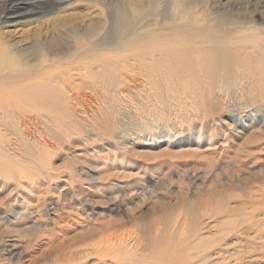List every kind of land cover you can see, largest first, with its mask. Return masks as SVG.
<instances>
[{"label": "rangeland", "instance_id": "374dc122", "mask_svg": "<svg viewBox=\"0 0 264 264\" xmlns=\"http://www.w3.org/2000/svg\"><path fill=\"white\" fill-rule=\"evenodd\" d=\"M106 1L102 3L107 6ZM258 1L261 0H234L219 9L221 0H184V9L178 4L167 9L173 18L180 17L179 11L184 10V31L194 24L208 31L212 27L215 34L226 32L221 39L222 50L217 53L224 62L231 59L236 67L227 70L220 66L213 78L216 81L209 79L210 87L204 76L205 80L199 76V83L192 81L197 91H203L198 93L205 99L204 103L202 97L195 95L194 84L191 86L190 80L185 79L180 83L187 92L178 96H174L175 92L167 93L166 89L162 93L158 86L146 82V85L141 83L143 88L140 84L142 89L134 95L122 96L118 89L123 83L114 72L106 73L110 83L105 97L109 98L102 96L93 102L99 103L96 106L92 103L89 113L83 111V103L78 108L72 107L75 104L68 98L67 88L60 89L66 94V99L63 98L66 104L62 102L64 107L57 111L61 116L58 121L57 114L43 110V114L39 113L43 122L41 117L37 119L36 107L26 101V96L17 100L8 112L5 101L1 110L6 113H0V212L6 210L13 221L0 217V237L4 238L0 240V264H264V12L258 10ZM102 3L67 0L61 10L38 15L39 18L30 21L32 32L24 34L28 36L23 37L25 42L15 44L19 33L12 31L10 36L8 26L1 23L5 18L0 11V47L5 46L11 54H16L17 49V55L23 53L21 59L34 64L48 49L46 44L42 51L36 48L39 42L48 43L63 33L62 50L75 51V42L87 41L88 37L93 42L97 39L96 31L94 36L85 37L84 33V23L93 21L88 17L90 10L104 9L97 18L101 31H117L118 27H113L110 21L111 7ZM130 5L128 2V9ZM157 6L145 4L142 18L135 22L136 32L142 27L158 31L163 22L173 23L171 18L164 19L159 14L164 10L163 4ZM217 7L220 13H214ZM219 15H223L224 21L220 27L213 28L211 21ZM234 29H244L239 35L242 38L248 34L254 36L248 41L242 38L237 41L232 34ZM201 80L206 90L198 88L202 87V84L198 86ZM10 85L11 82L4 84L0 78V94ZM134 88L129 85L126 90ZM145 88H150L146 90L150 94H146ZM113 92L117 94L113 96ZM207 92L211 97H206ZM142 106L145 108L141 109ZM206 108H210V113ZM146 109L152 113L147 115ZM177 119L184 122V127L198 121L203 128L190 129L192 133L184 135L181 146L172 147L175 132L172 128ZM107 123L111 124V132L106 128ZM212 134H215L213 138ZM183 147L194 151L183 158L176 157L174 151ZM133 149L148 151L139 157L132 154ZM78 151L82 152L81 157H77ZM97 165L109 167H106L108 172H101L102 179L94 169ZM106 173L110 177L106 178ZM31 175L36 178L33 186ZM37 192L38 198L33 195ZM116 194L119 208L114 209L111 202ZM50 200L57 202L55 209H50ZM24 201H37L41 212H31L26 219L12 217L21 211ZM71 211L79 217L69 214ZM129 213L134 218L129 220ZM156 213L172 215L184 223L187 249H175L169 234L164 242L165 257L163 252L159 255L150 249L155 231L150 219ZM247 213L252 214L251 218L244 216ZM252 219L262 220L260 226H253ZM33 221L38 226H27ZM126 228L128 232H138L139 244L117 238L107 240ZM44 229H55L59 235L48 237ZM11 238L18 240L14 249L9 246ZM181 238L178 237L179 243ZM119 240L127 248L122 250ZM5 246L14 250L13 256L3 252ZM209 252L211 255L206 257ZM116 254L119 257L122 254L120 259L123 258L118 257L117 263Z\"/></svg>", "mask_w": 264, "mask_h": 264}, {"label": "bare ground", "instance_id": "6f19581e", "mask_svg": "<svg viewBox=\"0 0 264 264\" xmlns=\"http://www.w3.org/2000/svg\"><path fill=\"white\" fill-rule=\"evenodd\" d=\"M98 1L100 3H102L103 1H106V0H98ZM111 1L110 2L106 1V2H107V4H109L107 6L111 7V10L113 13L112 14L113 18H111L110 21H112L113 27H116V28L118 27L117 31H116V29L115 30L110 29L109 31L107 30V32H105V33L103 31H101L99 29L101 26H97V24H99L97 22V18L100 16V13L101 14L104 13V9L100 8V7H99L100 8L99 9L97 7L98 10L97 9L90 10L88 17L90 19H92L93 21L90 23H87V22L84 23V30H85L84 33H85V37H87V36H89V34H91V36H92L93 33L96 31L97 39L93 42L91 40V38L88 37L87 41L82 40L81 43L75 42V44L77 45V46H75L76 47L75 51L71 50V51L65 53L62 50L61 46L65 42V36L63 33H61L62 37L60 34H58L59 36L52 38L50 40V42H48V43L47 42H39V44L37 45L36 48H39V50L42 51L44 44H46L48 49H47V53L45 55H41L40 58L38 59V61L35 60L36 63H34V64H33V62H28L26 59H21L22 57H20V56H22L23 53H18V55H17V49H15L16 54H11L10 52H6V50L3 48L5 46L0 47V72L5 73L3 75L1 74L0 78H1L2 82H4V84L11 82V85L7 88L8 90L6 92H2V94H0V103L2 104V107H0V113L8 112L10 107H12L17 100H21V99H23L22 97L26 96V98H28V100H26V101H28V103L30 105H33L36 107V110L38 113L36 116L37 119H40L38 117H41V119L43 118L42 115L39 116L40 115L39 113L43 114V112H42V110H43V111L48 112V113L50 112L54 115L57 114V121H58L61 119V116L58 114L57 111L64 107L62 105V102L64 103V105L66 104L64 102V99H63V98L66 99V94H64V93H62V91H60V89H62V88H67L69 90V97L68 98L70 100L72 99L71 101L72 102L74 101L73 103L75 104V105H72L73 108H78L77 105L80 103H83V106H84L83 111L85 113H89L90 112V110H89L90 106L93 102L95 103L96 100H99V99L101 100L102 96H103V99L107 97V96L105 97V94H106L105 92L106 91L108 92V87H109V83H110V82H108L109 80L106 78L107 72H114L116 74V76L117 75L120 76L123 85L122 86L120 85L121 88L119 87L118 93L121 94L122 96H125L124 93H127L126 94L127 97L134 95L137 90H140L143 88V85H142L143 82L144 83L146 82L149 85L152 84L153 86H156V87L158 86L161 91L166 89L167 93L175 92L173 94H174V96H176L179 93L187 92L186 89L184 92V86L180 83V81L184 82V79L186 81L190 80V82H191L190 85L192 86L194 84L193 87L195 88V91H197L195 85H196V83H199V80H200V79H198L199 76H200V78L202 76L208 78L207 83H209L208 84V86H209L210 83L212 82V81H209V79L211 78L212 80H214L213 78L217 75V70L220 66L223 65L227 70H233L236 67L234 65V62L231 59H227L224 62L223 59L219 58V53H217V52H220V50H222L223 44L221 42V39L226 36V32L215 34L212 27H210L211 31H208L206 29V27H202V26H198V25H194V24L190 25V27H191L190 29H187V31H184V10L183 9H184V6H186V3L184 2V0H129L128 2H130V4H131L130 9L127 8L128 2H126V0H114L112 2ZM66 2H67V0H1L0 1V11H1V14L3 15L2 17L5 18V20H3L1 23L4 24V26H8L7 32L9 31L10 34L12 31L15 33H19L16 36V41L13 44L21 42V41L25 42L24 40L26 38H23V37L28 38V36H26L24 34L25 33H31L32 29H33L30 25L31 24L30 21L39 18L40 16H38V15H43L46 13H52L55 10H61L62 5ZM232 2H234V0H221V2L219 4V9L226 8ZM146 3L154 5V6H157V5L160 6V4H163L164 10L160 11L159 14L164 19L169 20L171 18L173 20L172 21L173 23L165 24L163 22L162 24H164V25L161 26V29H159L158 31H152V30L149 31V29L142 27L138 32H136L134 29L135 28V22L142 18V8L145 6ZM177 4H178L179 8H183L182 9L183 11L182 10L179 11L182 15L180 17L173 18L170 16V12H168L167 9L172 7L173 5L176 6ZM103 5L105 7H107L105 4H103ZM257 6H258V10L263 13L264 12V0L258 1ZM157 7H155V8H157ZM93 8H95V6ZM219 9L217 7L215 9L214 13H220L221 11ZM222 17H223V15H219V17H217L216 19L214 18V21H211L213 28L214 27H220L221 23L224 21V18H222ZM232 21H234V22H232V24H234L235 20H232ZM96 26H97V28H96ZM243 30L244 29L232 30V34L236 35L235 39L237 41H239L242 38L239 35ZM57 31H59V30L57 29ZM252 35L254 36V34L245 35L242 38V40L248 41L253 37ZM10 36H13V34H11ZM45 41H49V39H45ZM113 44H115V47H113ZM229 44H230V42H229ZM26 48L27 47H25L23 49H26ZM52 50H54V52L56 51V53H53V54L49 53ZM206 53H207V55H205ZM49 54H52V55H49ZM136 70L138 72H136ZM201 79H203V77ZM116 80H117V77H116ZM121 80H120V82H121ZM193 80L196 81V83L195 82L192 83ZM203 80H205V79H203ZM214 81H216V80H214ZM203 82L204 81H202V83L198 84V86L202 84V87L200 86L201 88L200 87H198V88L202 89V90H206L203 87ZM146 83L144 85H146ZM183 84H185V83H183ZM186 84H185V86H186ZM129 85H131V87L134 86L135 88L132 91L126 90V88H128ZM149 85H148V87H149ZM211 85H212V83H211ZM140 86L142 88H140ZM187 87H189V86H187ZM122 89H124V92L122 91ZM146 90H147V88H145V92H146ZM148 90H147V92H148ZM151 90L153 91V89H151ZM33 91H34V93L31 94V92H33ZM198 91L203 94V91L202 92L200 90H198ZM198 91L195 92V95L202 97V96H200L201 94L198 93ZM147 92H146V94H150ZM192 92H193V90H192ZM36 93L39 94L38 97H36ZM114 93L115 92H113V96H115ZM154 93H156V92H154ZM162 93H164V91ZM115 94H117V93H115ZM156 94H158V93H156ZM191 95H193V93ZM208 95L209 94L207 92L206 97H208ZM146 96L150 97L149 95H146ZM155 96H157V95H155ZM182 97H183V95H182ZM191 97H189V98H191ZM195 97H197V96H195ZM107 98H109V97H107ZM156 98H158V97H156ZM180 98H181V96H180ZM121 99L122 98H120V101H122ZM169 99H170V101H171V99L173 100L172 97ZM192 99H193V97H192ZM201 99L200 100L202 101V103H204V101H203L204 98L202 97ZM124 100H125V98H124ZM150 100H152V99H150ZM161 100H162V98H161ZM165 100H167V99H165ZM5 101H7V110H6V112H2L3 110H1V109L5 108V105H4ZM201 101H198V102L201 103ZM107 102H108V99H107ZM194 102H195V100H194ZM198 102H195V103H198ZM94 103L92 104V106L94 105ZM97 103H99V102H97ZM159 103H161V101H159ZM167 103H169V102H167ZM182 103L184 104V102H182ZM195 103H194V105H196ZM96 104L94 106H96ZM161 104H163V103H161ZM191 104H192V102H191ZM102 105H104V103ZM178 105H179V103H178ZM194 105H193V107H194ZM175 106H177V105H175ZM167 107H168V105H167ZM201 107H204V106H201ZM209 107H210V104H209ZM93 108H95V107H93ZM143 108H145V107L142 106L141 109H143ZM210 108H209V110L206 108L207 109L206 111L207 112L210 111ZM137 109H138V106H137ZM139 109H140V107H139ZM181 109H183V108H181ZM199 109H201V108H199ZM167 110H169V109H167ZM202 111H203V109L201 110V112ZM45 112H44V115H45ZM148 112L146 109L147 115H148ZM167 112H170V111H167ZM139 113H141V111ZM149 113H152V112L150 111ZM208 113H210V112H208ZM142 114L143 113H141V115ZM203 114H204V111H203ZM200 115H199V117L198 116H196V117L200 118ZM209 115H211V114H209ZM49 117L51 118V116H49ZM49 117H47V119ZM52 117H54V116L52 115ZM139 117H142V116H139ZM210 117L212 118V116H210ZM197 118H195V119H197ZM202 118H203V116H202ZM43 120L44 119H42V122H43ZM51 120L52 119H50V121ZM197 122L195 123L196 125L194 124L191 126L189 124V125H186V127H184L185 124L181 119H179V120L177 119L176 121L174 120V127L172 125V127L174 129L172 128V130H174L175 132H174V136L172 137L173 142H174V143H171L172 147L173 146L178 147V144H179V146H181V144H182L181 140L184 138V135L192 133L190 131V129L200 130L201 128H203L201 126V124L199 122L197 124ZM62 123H59V124H62ZM107 124H108L107 125L108 127H106V128H109L108 130L111 132V130H110V129H112L110 126L111 124L110 123H107ZM175 124L176 125L180 124V125L175 126ZM113 126L114 125L112 124V127ZM205 128H207V126L204 127V129ZM143 129L146 130L144 127H143ZM102 130H103V128H102ZM138 130H137V132H138ZM125 133H126V131H125ZM126 134L129 135L128 132ZM150 134H151V132L149 133V135ZM147 136H146V138H147ZM214 136H215V134L214 135L212 134L211 137L213 138ZM211 137H210V139H211ZM185 140H187V139H185ZM188 140H190V138ZM184 142L186 143V141H184ZM147 145H149V144H147ZM168 147H169V145H168ZM147 151H148L147 149H139V150L133 149L131 152L135 156L138 155L139 157H144V154ZM165 151H167V149ZM193 151L194 150L190 149L189 147H187V148L183 147L181 150L174 151V153H176L175 154L176 157H182L183 158L184 154H188V153H191ZM77 155H78L77 157H81L82 152L78 151ZM107 156H109V155H106V158H107ZM76 161H79V160L77 159ZM39 162H42V161H39ZM106 167H108V166H106ZM106 167H102L100 165L95 166L94 169L97 172H100V175L98 178H100V179L104 178V176L101 175V172H104V171L108 172ZM104 168H106V169H104ZM39 169L41 170V168H39ZM106 174H107L106 178L110 177V174L109 175H108V173H106ZM128 176H129V174H128ZM29 178H30V181L32 182L31 186H33L35 184L36 178H35V176H32V175ZM33 195L36 198H38V196H39L38 192L34 193ZM113 198L114 199L111 202V206H114V209L119 208L118 195L117 194L114 195ZM27 203H28L27 201H24L23 204H25V205L22 207L21 211H16L15 215H13V216L11 215V216L15 217L16 219L18 217L25 218L26 215L31 213V212H35V211L41 212V207L39 205H37V201L36 202L31 201L28 204ZM56 204H57V202L50 200V202H49L50 209L52 210L54 207H56ZM34 205L36 206V210L34 208ZM255 209H256V207H254V210ZM118 211H120V210H118ZM6 212H7L6 210H3L0 212V214L1 213L3 214V215H0L1 219L12 222L13 218H8V216H7L8 213H6ZM69 214L74 215L76 218L79 217L78 216L79 214H77L74 211L69 212ZM251 215L252 214L247 213L244 216L250 217ZM259 215H260V213H259ZM128 217H129V220L131 218H134L132 213H129ZM65 219H67V218H65ZM150 220L153 223L154 230H155V231L153 230L155 234L154 233L152 234V236H153V239L151 240L152 247L150 248L151 250H153V252L158 251L159 255L163 252L164 242L167 241V235L168 234L172 238V242H173L172 245L175 246V249L176 248L177 249L184 248L183 250H185L188 248V246H186L187 245L186 241H184V237H183L184 235H186V234H184V223L182 221H180L179 218H174L172 215L168 216L166 213H156V214L151 216ZM261 221L262 220H258V219L253 221V219H252L250 223L253 224V226L258 227V226H260ZM56 224H58V222H56ZM125 224H127V223H125ZM125 224L122 225V227L123 226L125 227ZM134 224H138V223H136L134 221ZM34 225L38 226L36 221H33V223L30 225L27 224V226H34ZM150 225H151V223H150ZM145 228H146V226H145ZM171 228H173L172 232L170 231ZM51 230H53V231H51ZM43 231H44V233H46V236L51 237V238L54 237V235H52V234L59 235L55 229H44ZM98 231H99V229H98ZM121 232L120 233H117V232L113 233L111 235V237L107 238V240H110L112 238H114V239L117 238V240L120 239L123 242H125L127 240H132V242L134 244L138 243L139 236L136 234L138 232H131V231L128 232L127 228H126V230H122ZM150 233H151V231H150ZM178 237H182L181 243H179L180 239H178ZM149 238H150V235L148 236V239ZM0 240L3 241L4 238L0 237ZM10 241L12 244H10L9 246L12 249H14L17 245L18 240L11 238ZM123 242L120 241L121 249L127 248V247H123V245H122ZM7 246H5L6 248L3 249V252L5 254L7 253V254H10L13 256L14 250H11V248H8ZM116 250H117V248H116ZM116 250H114V251H116ZM118 250H120V248ZM122 252L123 251H121V253ZM172 253L175 254L176 252L173 251ZM117 255H119V254H116L115 256H117ZM121 255H120V257H121ZM162 255L165 257L167 254L163 252ZM184 255L185 254H183V256ZM210 255H211V253L209 252L206 255V257H209ZM118 257L119 256H117V260H115V263H117L119 261ZM120 257H119V259H120ZM122 259H120V260H122ZM185 259H186V257H185Z\"/></svg>", "mask_w": 264, "mask_h": 264}]
</instances>
